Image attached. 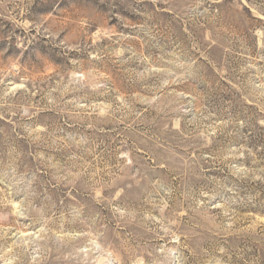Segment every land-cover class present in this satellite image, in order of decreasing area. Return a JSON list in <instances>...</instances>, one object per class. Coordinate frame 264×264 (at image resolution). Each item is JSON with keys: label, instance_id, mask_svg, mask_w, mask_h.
Masks as SVG:
<instances>
[{"label": "rangeland", "instance_id": "obj_1", "mask_svg": "<svg viewBox=\"0 0 264 264\" xmlns=\"http://www.w3.org/2000/svg\"><path fill=\"white\" fill-rule=\"evenodd\" d=\"M0 264H264V0H0Z\"/></svg>", "mask_w": 264, "mask_h": 264}]
</instances>
